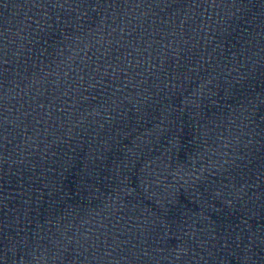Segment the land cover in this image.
Listing matches in <instances>:
<instances>
[{"label":"water","instance_id":"1","mask_svg":"<svg viewBox=\"0 0 264 264\" xmlns=\"http://www.w3.org/2000/svg\"><path fill=\"white\" fill-rule=\"evenodd\" d=\"M0 264H264V0H0Z\"/></svg>","mask_w":264,"mask_h":264}]
</instances>
